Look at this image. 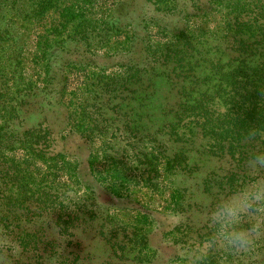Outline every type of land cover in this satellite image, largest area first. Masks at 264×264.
I'll return each mask as SVG.
<instances>
[{"label": "trees", "instance_id": "obj_1", "mask_svg": "<svg viewBox=\"0 0 264 264\" xmlns=\"http://www.w3.org/2000/svg\"><path fill=\"white\" fill-rule=\"evenodd\" d=\"M6 1L0 0V11ZM145 1L159 9L178 7L177 0ZM52 3L53 0L36 2L38 9ZM211 3L194 0L192 4L204 15ZM227 3L224 34L209 35L217 36L216 42L155 47L144 57L149 59L148 67L113 76L107 82L106 76L100 79L105 81L97 89L100 91H107L109 85L117 93L131 85L142 87L127 90L132 103L122 116L123 131L138 133V127L145 129L140 122L155 127L152 132L143 130L151 144L144 151L137 147V138H126L129 140L116 153H112L113 141L103 140L102 152L110 162L119 165L126 161L131 167L127 169L130 174L117 167L112 175L114 182L103 183L108 193L117 194L113 188L117 181L125 185V180H119L121 173L127 179H131V171L138 170L147 177L150 173L165 174L169 199L178 210H184L190 206V186L177 175L200 178L205 191L213 186L228 189L246 179L240 171L243 162L257 148L264 150V0ZM124 4L126 1L119 6ZM161 66L169 68L164 79L156 72ZM158 79H162V86H158ZM2 84L0 81V87ZM3 96L0 92V98ZM22 98L19 91L8 100L10 112L18 115ZM4 107L5 100L0 101V110ZM102 118L97 122L91 118L90 130L103 132L107 139H112L113 117ZM100 122L105 124L100 126ZM39 130L20 133L6 122L0 124V264H92L95 253L86 250L89 246L82 244L80 238L87 239L86 234H91V239L97 236L109 250L105 264H131V258L151 246L148 234L137 231L133 233L135 238H130L127 225L107 216L98 223L92 208L59 198L51 184L50 171L55 170L54 164L57 167L58 158L64 165L65 157L46 154ZM253 133L254 141L249 142L247 138ZM16 148L26 153L23 158L9 155ZM34 158L37 162L33 164ZM41 160L47 166L46 174L39 172L37 163ZM212 161L218 165L210 166ZM75 169L71 170L74 178ZM150 178H146L148 186H152ZM136 242L140 244L135 246ZM134 250L136 253L130 255ZM113 255L115 260L111 259Z\"/></svg>", "mask_w": 264, "mask_h": 264}, {"label": "rangeland", "instance_id": "obj_2", "mask_svg": "<svg viewBox=\"0 0 264 264\" xmlns=\"http://www.w3.org/2000/svg\"><path fill=\"white\" fill-rule=\"evenodd\" d=\"M37 1L7 0L0 11V81L7 88L2 84L4 89H0L1 96L4 95L0 101L5 100L0 124L6 122L20 133L40 129L38 136L42 146H46V154L52 158L55 154L65 157L64 165L58 158L57 167L54 164L55 170L50 171L51 184L59 198L92 208L94 221L98 223L107 216L127 225L130 238H135L133 233L137 231L147 233L151 246L131 258L130 263L162 264L161 252L169 246L204 237L191 220L179 221L197 206L195 202L201 192L212 194L220 189L213 186L205 191L200 178L177 175L190 186V206L178 210L169 199V183L160 168L159 176L150 173L147 177L138 170L131 171V179L124 177L122 174H130V165L126 161L119 165L110 162L102 152L103 140L113 141L112 153H116L129 140L126 138H137V147L144 151L151 144L143 130L152 132L155 127L140 122L145 129L138 127L136 134L122 129V116L132 103L127 90H142L141 86L131 85L120 90L121 93L112 91L110 85L107 91L97 89L105 82L100 80L102 76H106L107 82L113 76H125L131 70L148 67L149 59L144 57L155 47L179 48L184 42H216L214 39L224 34L229 0H211L204 15L192 4L194 0H177L175 9H159L145 0H53L52 5L38 9ZM125 1L127 4L119 6ZM117 9H120L118 13ZM214 32L217 36H209ZM168 69L161 66L156 72L164 79ZM158 81V86H162V79ZM19 91L23 98L15 115L9 111L8 100ZM102 117L108 120L113 117L112 139H107L103 132L90 130L91 118L97 122ZM25 154L19 148L9 152L19 158ZM37 164L39 172L46 174L45 162ZM209 165L218 163L212 161ZM72 167L76 168L75 178L71 175ZM117 167L124 172L119 180L126 183L120 185L117 181L113 185L115 195L108 193L104 184L114 182L112 175ZM146 178H150L152 186H148ZM90 236L80 237L82 244L89 246L86 250L95 253L90 263L105 264L109 250L97 236L96 239ZM258 252L260 259L256 258L257 253H210L206 264H264V241ZM135 253L136 250L130 255ZM111 259L115 260L114 255Z\"/></svg>", "mask_w": 264, "mask_h": 264}, {"label": "clouds", "instance_id": "obj_3", "mask_svg": "<svg viewBox=\"0 0 264 264\" xmlns=\"http://www.w3.org/2000/svg\"><path fill=\"white\" fill-rule=\"evenodd\" d=\"M255 134L247 138L254 141ZM246 179L234 187L215 193L201 192L196 207L180 223L191 220L204 237L161 252L162 264H206L210 253H257L264 241V150L257 148L243 162Z\"/></svg>", "mask_w": 264, "mask_h": 264}]
</instances>
